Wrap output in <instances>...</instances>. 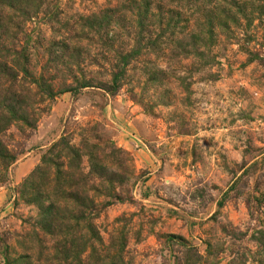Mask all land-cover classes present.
<instances>
[{
    "label": "rangeland",
    "instance_id": "374dc122",
    "mask_svg": "<svg viewBox=\"0 0 264 264\" xmlns=\"http://www.w3.org/2000/svg\"><path fill=\"white\" fill-rule=\"evenodd\" d=\"M0 264H264V0H0Z\"/></svg>",
    "mask_w": 264,
    "mask_h": 264
},
{
    "label": "trees",
    "instance_id": "16d2710c",
    "mask_svg": "<svg viewBox=\"0 0 264 264\" xmlns=\"http://www.w3.org/2000/svg\"><path fill=\"white\" fill-rule=\"evenodd\" d=\"M252 167H255V166H252ZM235 185L233 184L230 189H234ZM229 195V192L226 191L225 193H223L222 195V201L218 204L219 207H222L223 206V202H225L227 199H228V196Z\"/></svg>",
    "mask_w": 264,
    "mask_h": 264
}]
</instances>
